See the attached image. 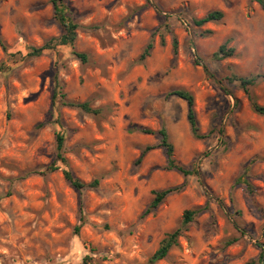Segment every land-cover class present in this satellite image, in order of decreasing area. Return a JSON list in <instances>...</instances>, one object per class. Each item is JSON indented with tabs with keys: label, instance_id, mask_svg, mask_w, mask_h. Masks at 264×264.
Returning <instances> with one entry per match:
<instances>
[{
	"label": "rangeland",
	"instance_id": "obj_1",
	"mask_svg": "<svg viewBox=\"0 0 264 264\" xmlns=\"http://www.w3.org/2000/svg\"><path fill=\"white\" fill-rule=\"evenodd\" d=\"M79 26L75 49L61 35L50 0H0V264H150L161 240L200 210L179 246L153 264H264V78L247 95L231 76L264 77V10L254 0H65ZM221 11L222 20L194 19ZM210 32V34H207ZM153 39L145 59L141 55ZM164 40V44H162ZM177 41V51L173 41ZM234 54L216 58L220 46ZM75 52L83 53L81 62ZM65 99L98 114L53 105ZM194 96L200 134L187 103ZM249 96V97H248ZM199 175L166 169L158 134ZM65 138V163L56 137ZM56 163L54 172L47 167ZM63 170L96 190L76 191ZM184 185L144 216L153 191ZM80 226V227H79ZM79 230L76 231V228Z\"/></svg>",
	"mask_w": 264,
	"mask_h": 264
},
{
	"label": "trees",
	"instance_id": "obj_2",
	"mask_svg": "<svg viewBox=\"0 0 264 264\" xmlns=\"http://www.w3.org/2000/svg\"><path fill=\"white\" fill-rule=\"evenodd\" d=\"M52 4L53 9V17L59 24V26L62 29V33L57 38L50 39L49 41L45 42L41 47H30L29 52L27 54L28 57H39L41 56L45 51H51L55 50L59 46H70L72 49H75V43L77 40V30L78 25L72 20V18L69 16V7L65 0H50ZM257 2L261 8L264 10V0H254ZM224 17L223 12L221 11H212L207 13L204 17L201 19H194L193 23L196 27H202L207 23L211 22H218L222 20ZM207 34H210L208 32ZM162 44H164V40H162ZM0 46L4 50L5 53H7V47L4 45L2 40L0 39ZM153 39L150 40V42L146 45L142 55L141 59H145L148 57L151 53V50L153 49ZM173 50L174 52L177 51V41H173ZM75 56L83 63L87 62V57L83 53H74ZM234 54V49L227 48V43L220 46L218 51L214 54V57L216 58H225L232 56ZM260 78H264L263 76L256 75V76H249V77H238V76H231L228 78L231 82H238L240 87L244 90V92L247 95H250V88L253 87ZM55 88L53 93V105L57 102V99L60 98L59 102L57 104H60L62 106H67L69 108L78 109L82 112L88 113V114H98L99 110L91 108L89 103L87 102H73L68 101L65 99V96L61 94L60 92V86L58 83L57 77L55 78ZM171 96H176L182 100H184L187 103L188 112H187V120L190 125V129L192 131V134L197 139H204L206 136L200 134L199 132V125L196 117V112L194 109L195 99L194 96L185 91V90H175L169 93ZM249 97V96H248ZM251 101V105L253 110L258 113L259 115L264 116V105H258L255 103L251 98L249 97ZM139 131L143 134H158L161 137V141L158 145L153 146H147L140 158L138 159V163L141 162L145 154L151 150H154L156 148H164L166 152V169L171 171L175 170L182 174L184 177L192 176V175H199V171L197 169L189 170L185 168L184 166L177 163V161L174 158V147L168 140V134L165 129H160L157 132L140 128ZM64 142L65 138L62 134H57L56 137V161L55 162H62L65 163V158L63 156V149H64ZM60 167L56 165V163L51 164L49 167H47V171L54 172L58 170ZM63 176L65 181L76 191L84 192L86 190H96L99 188L100 180L94 179L88 183H85L76 177L68 171L63 170ZM184 185L178 186V187H172L167 188L164 190H155L153 191V200L147 207V209L144 212V216L149 215L153 212H155L159 206L165 201V199L177 192H180L182 190ZM200 212V210H186L182 216V222L181 226L176 229L175 231L168 233L160 242L158 249L155 251L153 256L150 258L149 263L153 264L158 261L164 260L167 258L169 252L179 246L178 239L181 236L182 230L186 228L191 222L194 221L195 216ZM80 227V226H79ZM79 227L76 228V231L79 230ZM263 234H264V223H263ZM260 261L264 262V246L261 248L260 253Z\"/></svg>",
	"mask_w": 264,
	"mask_h": 264
}]
</instances>
